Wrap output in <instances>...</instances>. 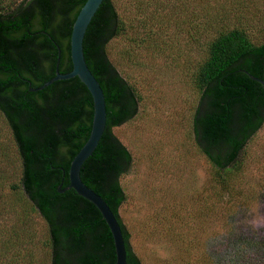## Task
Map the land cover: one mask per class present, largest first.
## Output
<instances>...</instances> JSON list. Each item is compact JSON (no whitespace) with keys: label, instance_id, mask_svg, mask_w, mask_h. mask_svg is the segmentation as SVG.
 <instances>
[{"label":"trees","instance_id":"1","mask_svg":"<svg viewBox=\"0 0 264 264\" xmlns=\"http://www.w3.org/2000/svg\"><path fill=\"white\" fill-rule=\"evenodd\" d=\"M84 2L0 0V116L17 161L16 182L5 178L7 172L0 169V264L115 262L109 230L94 206L72 190L57 191L58 185L60 190L67 186L69 163L88 138L90 95L76 77L29 90L52 78L56 63L59 73L71 70L69 35ZM156 2L148 0L143 9L134 0L135 18L125 20L113 0H102L82 41L85 64L103 94L105 126L80 167L79 178L115 216L126 250L125 264L141 262L118 214L124 202L120 178L131 159L112 128L135 117L143 98L116 69L106 46L112 40L127 41L121 57L131 52V43L132 48L144 49L148 41L150 56L161 57L162 48L152 42L156 16L151 12L157 10ZM197 30L193 27V34ZM189 42L198 50L202 47L201 58L188 64V85L195 98L188 137L209 166L212 191L200 208L195 207L196 220L202 221L214 212V201L232 189L242 170L244 148L264 123V89L248 77L263 78L264 38L258 42L246 26L236 24L220 27L204 42L190 35ZM0 160H6L2 147ZM207 211L211 212L205 215ZM34 217L45 227L40 239L30 226ZM189 228L176 234L178 258L173 264H248V246L224 248L219 256L201 255L196 251L197 235ZM249 246L262 248L256 242Z\"/></svg>","mask_w":264,"mask_h":264},{"label":"rangeland","instance_id":"2","mask_svg":"<svg viewBox=\"0 0 264 264\" xmlns=\"http://www.w3.org/2000/svg\"><path fill=\"white\" fill-rule=\"evenodd\" d=\"M113 1L125 20L135 18L134 0ZM147 2L139 0V5L144 9ZM156 3L157 10L151 12L156 16L152 42L162 48L161 57L154 60L150 56L148 41L144 49L132 48L131 43V52L121 57L127 41L112 40L106 46L116 69L143 98L135 117L112 128L131 159L120 178L124 202L118 209L131 234V249L141 264H173L178 258L176 234L190 227L200 242L196 251L201 255L219 256L224 248L248 246V264H264V123L244 148L242 170L232 189L214 201V212L202 221L196 220L195 207L200 208L212 195L209 166L188 137L191 103L195 102L188 85V64L202 55V47L198 50L189 42L190 35L204 42L220 27L240 24L260 42L264 38V0ZM193 27H198V34H193ZM0 147L6 156L0 160V169L7 172L5 178L16 182L14 147L1 116ZM31 221L40 239L45 227L37 217ZM252 242L262 248H250Z\"/></svg>","mask_w":264,"mask_h":264},{"label":"water","instance_id":"3","mask_svg":"<svg viewBox=\"0 0 264 264\" xmlns=\"http://www.w3.org/2000/svg\"><path fill=\"white\" fill-rule=\"evenodd\" d=\"M101 2L102 0H85L72 23L69 35V59L71 70L68 73H59L56 63L54 76L39 87L29 90L38 91L55 81H64L76 77L89 93L92 102V117L89 135L85 143L69 163L67 186L60 190V185H58L57 191L58 193H62L66 190H72L77 196L94 206L109 230L115 256L114 264H125L126 250L120 227L115 216L104 201L97 194L87 188L79 178L80 167L95 149L105 126L103 94L98 83L85 64L82 51V41L85 30ZM248 77L260 84L264 89V74L262 79L250 75H248Z\"/></svg>","mask_w":264,"mask_h":264}]
</instances>
